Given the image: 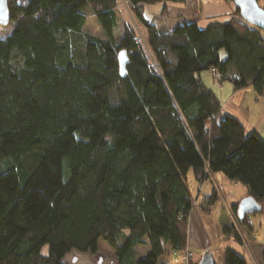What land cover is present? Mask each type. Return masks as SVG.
Instances as JSON below:
<instances>
[{
	"label": "trees",
	"instance_id": "obj_1",
	"mask_svg": "<svg viewBox=\"0 0 264 264\" xmlns=\"http://www.w3.org/2000/svg\"><path fill=\"white\" fill-rule=\"evenodd\" d=\"M118 1L8 0L9 22L0 26L8 29L0 33V224L24 236L5 244L0 229V264H65L71 251L97 253L99 241L115 264H137L136 246L148 245L154 261L180 254L195 206L189 172L200 181L222 173L245 186L260 206L254 214L264 210V139L220 117L201 77L262 97L264 31L242 21L232 0L224 22L171 28L162 16L173 18L169 3L185 0H124L141 42ZM158 3V15L145 14ZM87 8L101 36L83 29ZM209 197L196 203L206 214L219 200ZM249 216L236 215L237 226L222 224L221 233L241 244ZM201 258L192 254L188 264ZM222 261L247 264L229 249Z\"/></svg>",
	"mask_w": 264,
	"mask_h": 264
},
{
	"label": "crops",
	"instance_id": "obj_2",
	"mask_svg": "<svg viewBox=\"0 0 264 264\" xmlns=\"http://www.w3.org/2000/svg\"><path fill=\"white\" fill-rule=\"evenodd\" d=\"M217 1L219 3L221 2V0H199L198 2H196V0H185L184 3L180 4L169 3L170 12L173 14V18H170L173 20L172 25L181 20L187 21L189 18L195 17L197 13L198 15L195 20L199 23L203 19V26L210 22L219 21V19L228 17L226 6L219 8L217 12H214V10L213 12L208 10L204 12L203 8H205V6L212 3L216 4ZM178 5H182L183 7L178 9ZM225 5L229 7L231 17L233 13L232 8L227 2H225ZM230 17L225 19V21ZM162 18L167 25L164 15ZM170 19L168 18V20ZM210 79L211 81L208 80L205 82L212 88L213 99L221 106L220 117L231 115L242 122L246 133L250 132L251 134V132L255 131L264 139V101L260 103L261 99H255L256 96L252 87L249 86L244 90L233 92L230 84L227 83L228 86L224 87L225 83L219 84L217 81H213L212 78ZM262 97L264 98V95ZM187 176V186L193 196V194L196 193V188H198L197 185L200 180L196 179L193 172H189ZM210 177L211 181L217 186L218 190H220L223 201H217L211 207L208 214L203 211L200 204L193 206V210L189 216L186 248L197 258L202 257L204 254H209L213 260L216 254L221 260L223 258L224 249L236 250L243 254L245 260H247V264H260L261 254L264 250V210L262 213L249 216L252 230L250 231L247 228L240 227L239 235L242 242L241 244L237 243L231 237L221 233L220 227L222 224H234L237 226L238 223L235 224L234 220L231 222L230 219L227 218V212L229 211L231 215L233 214L232 211L236 212L237 207L233 210H230V207H233V202H236L238 196H241V199L245 197L246 191L244 190L246 189H243V187L238 188L240 186L238 182L228 181L222 173L211 174ZM202 190L204 193H210V183H205ZM223 202H225V206L228 208L227 210L222 207ZM134 253L136 254L137 264H183L175 263L173 261V253L171 252L166 256H161L158 260H151L148 254V245L136 246ZM63 263L115 264V259L112 255L111 248L105 245L102 248L99 246L98 252L93 255L71 251L64 256Z\"/></svg>",
	"mask_w": 264,
	"mask_h": 264
},
{
	"label": "rangeland",
	"instance_id": "obj_3",
	"mask_svg": "<svg viewBox=\"0 0 264 264\" xmlns=\"http://www.w3.org/2000/svg\"><path fill=\"white\" fill-rule=\"evenodd\" d=\"M199 0H196V2H198ZM221 0V2L219 3L217 1L216 4L212 3V4H209L208 6H205V8H203L204 12L205 11H210V12H217L219 10V8L223 7V6H226V13H228V17H230V10H229V7L227 5H225V2H227V4L229 6H231L232 10H233V5L231 4L230 1L228 0ZM264 4V1L263 0H260L259 1V5L260 6H263ZM164 4L162 3H158V4H147V6H145V14L146 15H149V16H152V15H158V13L161 11L162 7H163ZM117 6H118V10H119V14L122 18V21L125 22V23H129L132 27H134L135 29V32H136V37H138V39L143 42V37H141V34H140V30L139 28L136 26L135 22H134V19L133 17L130 15V12H129V6L124 2V0H119L118 3H117ZM177 7H179L178 9L182 8L183 6L182 5H178ZM197 13V12H196ZM84 14H85V18H86V22H85V25L83 27V29L93 35H99L101 36V32H100V28L91 12V10L89 8L85 9L84 11ZM233 14V13H232ZM231 14V15H232ZM164 17L166 18V22H167V25L169 28L173 27L174 24L172 25V22L173 20H171L165 13L163 14ZM198 15V13L196 14V16ZM193 17V18H189V20L187 21H190L192 22V20H195L197 17ZM170 20H168V18ZM228 17L224 18V19H219L220 22H224L225 19H227ZM203 19L199 22V24L201 26H203ZM166 24V23H165ZM8 29H0V33L1 34H5L7 33ZM11 64H13V66L15 68H20L22 66L21 64V61L15 57L12 59L11 61ZM153 67H154V64H152ZM155 68V67H154ZM201 77L203 78L204 82L205 81H208L210 79L208 73L204 72V73H201ZM228 82H225V86L224 87H227ZM214 87V86H213ZM255 99H261L260 100V103H263L264 101V98L263 97H256ZM259 103V104H260ZM260 106V105H259ZM260 108V107H259ZM261 109V108H260ZM246 134H250V132L246 133ZM210 175V174H209ZM229 181V180H228ZM243 189H246L244 185H240L238 188H242ZM224 189H225V186H224ZM235 189V188H234ZM236 190V189H235ZM237 191V190H236ZM246 191V190H244ZM238 192V191H237ZM217 193L219 194V200L218 201H223V196L220 192V190H217ZM217 196V194H216ZM192 198H196L193 194ZM241 196H238V199L236 200V202H233V207H230V210H233L236 208L237 204L241 201ZM207 203V202H206ZM222 207L225 208V210H227L228 208L225 206V202L222 203ZM232 215L229 213V211L227 212V218L230 219V221L232 222V220H234V223L237 224V217H236V212L235 211H232ZM260 215V214H259ZM0 229H1V238L3 240V242L6 244L8 243L9 241H11L12 239L14 238H17V237H23L24 236V231L20 228V227H17V226H14L13 224H11L10 222L6 221L5 222H2L0 224ZM106 244V242L104 241H99L98 245L100 246V248L104 247ZM102 250V249H101ZM48 252V247L47 246H43L42 247V253L44 255H46ZM214 261L217 263V264H223L222 262V259L220 260L216 254V256L214 255Z\"/></svg>",
	"mask_w": 264,
	"mask_h": 264
},
{
	"label": "water",
	"instance_id": "obj_4",
	"mask_svg": "<svg viewBox=\"0 0 264 264\" xmlns=\"http://www.w3.org/2000/svg\"><path fill=\"white\" fill-rule=\"evenodd\" d=\"M233 5L239 11V18L264 31V10L258 5L257 0H232ZM8 0H0V26H7L9 20ZM119 71L122 77L126 76L125 65L128 62L126 53L120 51L117 54ZM236 215L243 218L246 215H253L260 211L259 204L252 197H243L237 204ZM200 264H214L212 257L209 254H204L200 260Z\"/></svg>",
	"mask_w": 264,
	"mask_h": 264
},
{
	"label": "built area",
	"instance_id": "obj_5",
	"mask_svg": "<svg viewBox=\"0 0 264 264\" xmlns=\"http://www.w3.org/2000/svg\"><path fill=\"white\" fill-rule=\"evenodd\" d=\"M152 68L153 65H152ZM211 76L214 77L216 79V76H217V73L214 72V70L211 71ZM205 183H210L211 185V192L213 191L215 194H217V196L219 195L217 193V186H215V184L211 181V177L209 176L208 179L206 180H202L199 182V184L197 185L198 188H196V193L194 194V196L196 198H194V204L196 205L197 202H199L200 200L201 201H206L208 202L209 201V194L210 193H204L203 192V185ZM219 197V196H218ZM191 255H192V252H189L187 249L183 250L182 253L178 254V253H175L173 252V261L175 263H183V264H188V260L191 258Z\"/></svg>",
	"mask_w": 264,
	"mask_h": 264
}]
</instances>
